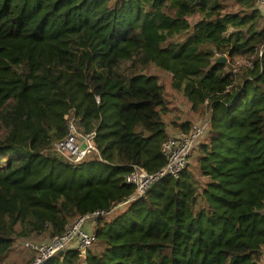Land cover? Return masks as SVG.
I'll list each match as a JSON object with an SVG mask.
<instances>
[{"label": "trees", "instance_id": "1", "mask_svg": "<svg viewBox=\"0 0 264 264\" xmlns=\"http://www.w3.org/2000/svg\"><path fill=\"white\" fill-rule=\"evenodd\" d=\"M154 69L207 112L209 128L177 178L123 204L133 166L165 165L164 116L174 107ZM69 121L95 132L97 152L78 163L54 149ZM114 208L84 256L70 247L44 264H260L257 0H0V264L18 242L63 236L79 217Z\"/></svg>", "mask_w": 264, "mask_h": 264}, {"label": "built area", "instance_id": "2", "mask_svg": "<svg viewBox=\"0 0 264 264\" xmlns=\"http://www.w3.org/2000/svg\"><path fill=\"white\" fill-rule=\"evenodd\" d=\"M264 4V0H257V4ZM262 52L260 53L261 56ZM206 105V103H205ZM206 107V106H205ZM207 114V112H206ZM201 124L192 125L186 135L168 137L160 146V154L165 159V165L158 171L147 172L146 170L133 166L132 171L124 176V183L134 187L133 195L128 202H133L144 197L148 191L157 183L167 178H177L179 174L189 165L190 158L197 143L204 137L209 128V118L205 117ZM95 132L81 135L75 129L72 121L68 122V136L54 144V149L59 151L73 163L81 162L92 152H97ZM121 204V205H123ZM120 205V206H121ZM114 208L111 212L96 211L92 214L79 217L74 221L63 236L55 237L46 243L39 245L27 244V248L36 253L31 264H44L58 252L74 247L81 256H84L87 249L95 240V233L87 231L83 227L87 221L96 225L101 218L108 222L114 219Z\"/></svg>", "mask_w": 264, "mask_h": 264}, {"label": "rangeland", "instance_id": "3", "mask_svg": "<svg viewBox=\"0 0 264 264\" xmlns=\"http://www.w3.org/2000/svg\"><path fill=\"white\" fill-rule=\"evenodd\" d=\"M153 73H157L159 76L162 75L161 80L166 84L169 100L171 101L172 107H174V109L170 113L164 116L167 133L169 134L170 138L176 136L174 134L178 133V127L182 122L187 120L192 125H199L204 119H206L205 117H208L204 110L193 111L191 105L186 101V99L179 95L177 90H173L169 87V80L167 75L161 74L157 69H154ZM193 152H195V150ZM195 157L196 155L193 153L190 158L191 164L193 163ZM194 173L196 175L195 178L200 182L205 181V179L202 178L201 175L196 174V171H194ZM120 209L118 210V212L120 211ZM96 225H93L91 221H87L83 228L90 232L94 230V227ZM48 241L49 239L35 238L27 241H22L20 243L18 242L12 249L8 258L4 260L3 264H31L36 257V253L29 250L27 248V244L30 243L33 245H39ZM260 264H264V255L260 260Z\"/></svg>", "mask_w": 264, "mask_h": 264}, {"label": "crops", "instance_id": "4", "mask_svg": "<svg viewBox=\"0 0 264 264\" xmlns=\"http://www.w3.org/2000/svg\"><path fill=\"white\" fill-rule=\"evenodd\" d=\"M257 9H259L261 15L263 16V19H264V4H257ZM176 136H180V133H176L174 134Z\"/></svg>", "mask_w": 264, "mask_h": 264}, {"label": "water", "instance_id": "5", "mask_svg": "<svg viewBox=\"0 0 264 264\" xmlns=\"http://www.w3.org/2000/svg\"><path fill=\"white\" fill-rule=\"evenodd\" d=\"M216 62H217V63H225V62H226V58H225V57H218V58L216 59Z\"/></svg>", "mask_w": 264, "mask_h": 264}]
</instances>
